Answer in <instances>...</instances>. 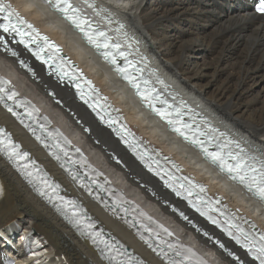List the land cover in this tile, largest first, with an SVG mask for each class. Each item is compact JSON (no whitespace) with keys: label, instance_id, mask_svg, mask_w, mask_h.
Returning <instances> with one entry per match:
<instances>
[{"label":"bare ground","instance_id":"obj_1","mask_svg":"<svg viewBox=\"0 0 264 264\" xmlns=\"http://www.w3.org/2000/svg\"><path fill=\"white\" fill-rule=\"evenodd\" d=\"M8 1L64 47L65 52L122 108L139 136L150 140L167 156H174L190 174L208 183L213 193L224 195L234 211L240 208L264 229V208L247 198L245 193L229 184L202 160L196 159L197 166L193 165L194 152L180 144L141 108L134 107L124 91L120 97L114 95L115 91L123 90V86L111 77L106 67L94 58L77 33L70 30L61 18L37 0ZM98 1L126 24L156 69L190 104L200 107L223 130L238 137L247 149L264 152V17L251 13L248 0ZM35 69L37 82L18 69L17 61L0 54V71L12 78L24 96L37 101L58 126L88 150L94 162L111 173L122 189L145 201L156 214L174 225L181 237L185 239L191 236L193 243L215 258L218 264H235L170 214L163 203L172 202V199L159 184L124 153L107 131L97 126L89 114L76 104L69 90L61 89L46 79L41 68L35 66ZM49 91H53L62 101L64 109L53 103L48 97ZM67 111L89 128V136L84 134ZM0 126L11 132L25 151L44 165L67 192L81 201L105 230L148 264H162L124 226L77 192L1 108ZM110 154L123 159L125 170L112 163ZM206 170L207 173H202ZM214 180H220L232 190L229 192L220 185L210 183ZM137 181L148 186L152 193L140 189ZM0 183L3 189L0 197V230H11L15 223L28 232L33 231L35 236H43L48 242L51 264H105L93 248L58 217L54 209L34 195L1 156Z\"/></svg>","mask_w":264,"mask_h":264},{"label":"snow or ice","instance_id":"obj_2","mask_svg":"<svg viewBox=\"0 0 264 264\" xmlns=\"http://www.w3.org/2000/svg\"><path fill=\"white\" fill-rule=\"evenodd\" d=\"M43 3L50 7L51 9L55 10L57 13H60L61 16L67 20L69 23L73 25L77 30L83 33L87 42L96 48L100 55L106 61H109L113 65L116 64V57L113 52L109 51L110 49H119V44H111L109 43V37L106 35L105 32L99 31L96 28L92 27L88 21L84 20L82 17L79 16L78 10L75 9L68 0H43ZM89 7H94V5L89 4ZM101 11H106L105 9H101ZM257 11L261 14H264V4H261L257 7ZM99 15V13H97ZM106 19L109 22L111 21V15L109 14ZM123 25H121V28ZM30 29L32 32L35 29L32 28V25L27 24V22L20 17V15L11 9L10 6L4 5L0 3V33L7 34L8 36L13 37V42L15 41V37H19V43L24 44L25 47H28V44L25 41V37L29 36L30 33L24 31V29ZM119 31V29H117ZM41 40L45 41L47 48L55 49V46L49 44L47 42L46 37H40ZM34 42V41H33ZM0 43H5V36L0 35ZM103 49V51H100ZM44 48H41L37 45V50L33 51V55L36 58L42 59L41 53L44 51ZM120 57L125 59L128 65H132V61L127 59L128 54L124 52L117 53ZM15 55V53H13ZM116 71L123 76L125 80L128 81L134 88L137 90V94L141 96L142 100L147 101L148 103L153 105L152 110L160 116L161 119L166 120L167 123L171 126V130L176 132L179 136L183 137V139L193 146L197 147L203 158L215 169H217L218 173L227 177V179L233 182L235 185L241 187L244 192L247 194V197L252 199L255 202L264 208V152L259 151V149H246L241 146V144L234 140H226L223 143L217 142L213 143L216 139L214 136H209L208 133L201 131L198 127L193 129L192 125L189 123H184L180 117H182V113L179 109H172L171 105H167L166 108L157 109L154 106L153 100L158 101L161 104H166V101L160 100L159 96L151 97L148 93V90L145 89L141 91L140 85L136 83V78L132 77L128 73V69L126 67H116ZM136 71H142V69H136ZM62 75H67V73H63ZM147 84V81H144ZM7 81L0 79V93L5 91L3 85H6ZM14 96V94H13ZM13 96H9V99H12ZM11 111V109H9ZM173 113L177 118H173ZM114 121L109 120V124L113 123ZM211 132H215V129H210ZM3 130H0V136H3ZM58 135V134H57ZM220 135H223L222 133ZM201 136H204L205 139H200ZM67 143V141H65ZM135 143V141H133ZM0 144L5 145L3 151L5 155L9 157V159L25 160L27 159V154H21L19 152V146L13 145L11 141L4 137V139H0ZM59 147V145H57ZM214 147L216 150L210 151L209 148ZM78 151V150H77ZM67 155V153H65ZM143 159V157H141ZM34 163V162H33ZM25 172L24 174L28 177L32 176L30 171H27L28 165L24 166ZM159 174V173H157ZM76 177L74 176L73 179ZM170 179H172L170 177ZM186 179V178H185ZM31 183L32 181L29 180ZM94 182V181H93ZM43 183L47 186V188L51 189L53 193L57 192L59 186H53L47 180H44ZM167 183V182H166ZM190 187H186L184 184H180V188H184L189 195L192 194L193 188H199L200 192H204L205 189L202 186L195 185L192 183L191 180L187 181ZM171 186V185H169ZM176 191L178 196H182V192L177 191L175 188L173 189ZM42 196H47L49 201L53 200V196L49 195L48 192L44 191L43 189H38ZM55 199L61 201V204L58 206V210L61 207L66 208L68 205H71L74 209L72 216L75 218V222L78 224L79 221V212L76 210L77 206L74 201H65L63 197L55 196ZM189 203L197 209V211L201 212V215L207 216V213L201 210L200 205L204 204L207 205L210 211H218L214 204L220 203L219 200L213 201L209 203L207 200H203L200 198L196 204H193L192 201ZM224 215L223 212L220 213ZM67 218V217H66ZM187 219V217H184ZM210 222L217 224L220 226L219 221L208 217ZM237 219L235 214L228 213L225 216L224 223L227 225V228L223 230L226 234L231 237L235 242L244 248L249 256L258 264H264V233L257 235L256 232L253 231H246L242 224L235 223L234 221ZM243 220V223L248 224L249 222L240 217ZM88 228L93 227V225L89 224ZM249 228H255V225L249 224ZM161 231L165 232L167 236H171L170 232H167L166 229H161ZM92 236L93 241L95 242L97 239L100 238V233H89ZM159 236V233H157ZM104 243V249L108 252H112L115 249L116 255H127L126 253H121L119 249L115 248L114 244H109L105 241H101ZM147 243V241H145ZM162 243L166 246L167 251H165L164 247H160L157 245L153 248V251H156L158 255L161 256L162 259L166 260V264H208L206 260L197 256L195 252L191 249L184 248L183 246L179 245L178 243H169L167 241H162ZM152 247V245H149ZM219 247L223 248L222 244L218 245ZM104 249L101 251L103 252ZM171 254H174L176 257H180L179 260L174 259ZM230 256L232 253H228ZM116 255L108 256L107 258L110 260L115 261ZM238 261L239 264V257H233ZM117 264H124L123 261H117ZM139 264V262H137Z\"/></svg>","mask_w":264,"mask_h":264},{"label":"rangeland","instance_id":"obj_3","mask_svg":"<svg viewBox=\"0 0 264 264\" xmlns=\"http://www.w3.org/2000/svg\"><path fill=\"white\" fill-rule=\"evenodd\" d=\"M203 50H204V52H205V48H204ZM203 50H202V51H203Z\"/></svg>","mask_w":264,"mask_h":264}]
</instances>
